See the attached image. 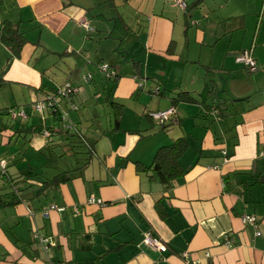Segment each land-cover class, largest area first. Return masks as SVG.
I'll return each mask as SVG.
<instances>
[{"label": "crops", "instance_id": "1", "mask_svg": "<svg viewBox=\"0 0 264 264\" xmlns=\"http://www.w3.org/2000/svg\"><path fill=\"white\" fill-rule=\"evenodd\" d=\"M1 1L0 35L10 20L26 43L14 57L0 41V112H28L42 101L66 107L58 90L71 82L77 93L67 99L79 109L55 111L57 125L83 142L88 164L34 196L35 210L28 183L0 196L8 212L0 216V264H264V0H184L185 8L174 0ZM245 48L255 71L236 60ZM103 62L120 75L113 84ZM211 89L228 100L227 117ZM179 94L192 100H175ZM82 106L86 118L108 107L110 119L95 115L83 132ZM172 107L167 120L150 118ZM49 108L38 122L23 121L50 125ZM12 132L0 131L11 155L0 157L3 169L21 155L9 147ZM45 132L31 135L34 155L47 151ZM177 138L187 144L179 174L162 181L151 167ZM149 231L166 251L144 243Z\"/></svg>", "mask_w": 264, "mask_h": 264}, {"label": "trees", "instance_id": "2", "mask_svg": "<svg viewBox=\"0 0 264 264\" xmlns=\"http://www.w3.org/2000/svg\"><path fill=\"white\" fill-rule=\"evenodd\" d=\"M1 3L2 1L0 0V4ZM1 31L2 32L0 35V41L11 49L14 57H19L21 55L23 46L26 43V39L23 36V34L15 29L13 22L10 20L2 21ZM110 68L115 70L112 66H110ZM102 74H103V77L107 81L106 83H109V85L110 83L113 84V82H116L117 79H119L120 77L118 72H116V74L112 76H109L103 72ZM86 79L87 80L92 79V74H90L89 76H86ZM70 86H71L70 87L71 92L69 93V96H72V93L73 95H76L77 92L74 86L72 85V83L70 84ZM209 93L212 95L211 98L215 103L214 108L216 111H218L220 117L222 116L227 117L228 115H230V111L229 113L224 112L225 110H229L228 106L226 107L228 100L219 96L218 93L217 92L215 93L214 90L212 89ZM178 99L179 100H184V99L192 100V98L184 94H179V97L175 100H178ZM63 102L66 107H64L63 105L60 107H56V105L49 106V103H47L41 111L36 110L35 105L38 102H34L31 104V108H30L31 111L30 110L28 112L24 111L26 113V118L21 117V116L13 117L14 110L0 112L1 116H6V115L10 116L7 119V121L0 123V131L2 130H9V131L12 130L13 131L12 134L9 136L8 144L11 145L12 143H14V145L17 147L15 151L17 154L20 151L21 155L23 156L25 153V150L27 151L28 149H30L31 135L33 133H43L46 131V132H49L50 138L57 136L59 138V141L58 143H55L53 142L52 139H49L46 145L48 150L51 151L54 155L52 153H48L46 155L44 152L36 153V155L33 154L32 157L37 156V158H39V161H40L39 165L41 166V164H43V161L44 162L48 161V163L50 162L52 163L54 161V157H57L60 160L67 159V157L69 158L73 157L74 159L72 161L73 165L71 164L73 167H70L71 169L65 170V171H63L64 170L63 169L59 173L49 178L48 176L45 175V173H42L35 169V165L33 164V161H31L32 158L30 159L28 157V160H26V163H24L23 166H19L18 163L21 162L19 158H13L11 162L8 164V166H6L7 169L9 168L13 169L12 175L7 171V169H5L6 170L5 177L7 176L8 178V176L10 175L8 179L5 178L6 182L10 184L11 187L16 186L17 184H20V183H28V186L31 187V190H27V191H28V194L31 195V199L35 198L46 187L71 181L73 179V176H71L70 174L72 172L83 173L84 169L86 168V165L88 164V162L84 163V160L81 157V155L83 156V148L85 147L84 144L82 145L83 142L74 140L75 136L77 135L72 134L69 129H62L57 125L58 122H60V118L58 114L62 115L63 111L68 112V107L70 108L71 111H77L79 109V104L75 101V99L73 100V99L66 98L65 100L62 101V103ZM113 105L115 106L116 104L114 103ZM48 107H50L49 113L52 115L50 125L43 126L42 123L29 125L26 122L25 123L23 122V120L25 119L38 116L37 115L38 113L42 117L47 112ZM55 111H57L58 114H56ZM150 118L153 119L152 117ZM67 147H70V150L73 151V153L69 156L67 155V149H66ZM75 147H76V151H74ZM186 147H187V144L185 143L184 139L177 138L176 140H174V142L171 145L161 148L158 151V154L156 156V160L153 166L151 167L152 171L154 172L153 173L154 177H158V179L162 181L166 179L169 180L170 176H171V179L173 180L176 179L177 176L175 175L179 174L178 173L179 159L181 155L184 153ZM60 148L63 149L64 151H60V153H58L57 149H60ZM56 153L58 154L56 155ZM143 169L144 168H139V170H143ZM254 180L255 182H258V177L256 176ZM35 183H38L40 185L37 184L38 186L33 192L32 189H34L36 185ZM20 199H22V197H20ZM20 199L17 201H20Z\"/></svg>", "mask_w": 264, "mask_h": 264}, {"label": "rangeland", "instance_id": "3", "mask_svg": "<svg viewBox=\"0 0 264 264\" xmlns=\"http://www.w3.org/2000/svg\"><path fill=\"white\" fill-rule=\"evenodd\" d=\"M96 2V0H74V3H80L81 5H83L84 7L85 6H91V5H93L94 3ZM179 7V6H178ZM93 20H98V16L97 15H95L94 17H91ZM103 19H105V20H108V19H106V18H103ZM130 20H131V18H130ZM98 24V22H94V25L96 26ZM129 25H131V23H128ZM132 26V25H131ZM23 31H25L26 33H28L29 35H31L28 31V28H24V30ZM245 49H248V48H245ZM243 50V49H242ZM246 71V70H245ZM247 72V71H246ZM3 75H4V73H2ZM65 84H71V82H69V81H65L64 83H62L61 85H65ZM111 84V83H110ZM104 104H102V106H103ZM102 106H100V110H98V114H91V116H90V118H86L85 116H86V113H88V112H91L90 110H89V108H88V106H87V108H84L83 106H82V108H81V112H83L84 113V115L81 117V119H82V121H83V125H82V128H83V132H85L86 131V129L89 127V126H93V125H95L94 123H93V117H95V115H97L98 117H101V119H106V121H108L109 119H110V116L108 115L109 114V111L111 110H109L108 109V107L104 110V109H102V108H104V107H102ZM92 107H90V109H91ZM20 112V111H19ZM46 115H47V112H46ZM1 116V115H0ZM10 116L8 115H6V116H1V122H5V121H7V119L9 118ZM33 121H37V120H39L37 117L35 118V119H32ZM24 122V121H23ZM38 122V121H37ZM25 123V122H24ZM148 124H149V122H148ZM150 125V124H149ZM156 127H158L157 126V124H156ZM38 138V137H37ZM50 139H52L53 140V142H55V143H58V141H59V138L57 137V136H55V137H53V138H50ZM10 148H13V149H15V151H16V149H17V147L16 146H14V147H12L11 145L9 146ZM31 148H33V147H31ZM8 148H7V146L5 145V144H1V141H0V157H11V155H9V151L7 150ZM44 153L47 155L48 154V148H47V151H44ZM33 154L34 153H32L31 152V150L30 149H28L27 151L25 150V153H24V155L22 156V155H20V154H18V158L21 160V162H19L18 164H19V166H23V164L24 163H26V160H28V157L31 159V158H34V157H32L33 156ZM58 153H56V155H57ZM13 158H11V160H12ZM8 161L10 160V158L9 159H7ZM7 160H5L6 162H8ZM41 161H43V160H41ZM39 162L40 161H38V160H33V164L36 166V168H37V171H40V172H42V173H45V175L46 176H48L49 178L50 177H52V176H54V174H57V173H59L62 169L60 168L62 165H64V164H68V163H71V164H73V162H72V160H69V158H67V159H64V160H60V159H58L57 157H56V159H55V161H53L52 163H48V161L46 162H44L43 161V164H41V166L39 165ZM5 170V168L3 169V166H2V164H0V171H4ZM2 176V177H1ZM3 181H4V184H6V189H5V193L3 192V191H1L0 190V196H4V197H6V198H11V196H13V195H15L16 194V191H12V192H10V189H12L13 187H11L10 186V184L7 186V182H5L6 181V179L4 178V175L3 174H0V186H1V183H3ZM10 188V189H9ZM24 201H25V199H24ZM26 201L28 202V205L30 204V207L33 209V210H35V208H33V207H35L37 204V201L35 200V199H31V200H27L26 199ZM38 207V206H37ZM8 212H7V210H4V209H2V210H0V216H6V214H7ZM0 219H1V217H0ZM11 221H9V222H7V221H4L3 220V225H6V226H8V227H11L12 226V224H9ZM29 222V221H28ZM16 224V223H15ZM34 231H35V234H37L38 232H36V230L34 229ZM11 233V232H10Z\"/></svg>", "mask_w": 264, "mask_h": 264}, {"label": "built area", "instance_id": "4", "mask_svg": "<svg viewBox=\"0 0 264 264\" xmlns=\"http://www.w3.org/2000/svg\"><path fill=\"white\" fill-rule=\"evenodd\" d=\"M174 1H175V3H178L182 8L186 7V2L184 0H174ZM84 25L89 27V25L87 23H85ZM236 60L238 63L245 64L251 71L257 70L256 60L252 56V50L251 49L241 50L240 53L237 55ZM99 69L101 70V72H103L109 76L116 74V71L111 69L109 64L106 62L101 63L99 65ZM70 87H71L70 84H65L59 88L58 94L62 96V97L58 98L59 100H60V98H67L69 96V93L71 92ZM55 99H56V97H55ZM51 101H53V100L51 99ZM46 104H47L46 101L38 102L35 105V108H36V110L41 111L45 107ZM174 112H175V109L172 107V108H169V109L164 110V111L151 112L150 115L154 120L162 122L164 120H167L170 117V115H172ZM13 116L25 117L26 113L24 111H22V112H15L14 111ZM45 213L47 214V212H45ZM244 221L253 223V222H255V217L252 215H246V216H244ZM144 243L146 245H148L152 248L158 249L162 252L167 250L166 244H164L159 238L154 236L152 234V232H150V231L145 234Z\"/></svg>", "mask_w": 264, "mask_h": 264}]
</instances>
